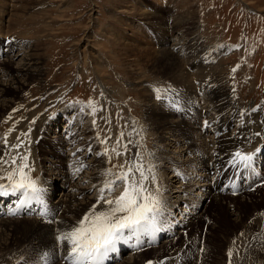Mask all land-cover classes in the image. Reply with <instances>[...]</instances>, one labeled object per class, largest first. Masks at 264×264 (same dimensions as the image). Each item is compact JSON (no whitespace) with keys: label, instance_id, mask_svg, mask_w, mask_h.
Segmentation results:
<instances>
[{"label":"rangeland","instance_id":"1","mask_svg":"<svg viewBox=\"0 0 264 264\" xmlns=\"http://www.w3.org/2000/svg\"><path fill=\"white\" fill-rule=\"evenodd\" d=\"M115 1L68 0L67 9L61 0H2L3 3L0 4V6L4 7V11L6 9L9 12V15L14 12L13 8L15 9V6H18L17 11L21 13V10H24V19H29L30 24L38 21L39 24L44 21L46 23L47 21L51 22L52 20L56 22V25L52 28L53 35L51 38L48 36L41 39L47 44L42 51L44 59L42 72L44 74L40 77V80L29 86L17 97V101H14L15 104L13 103L6 108L5 111L7 112H0V121L2 120L0 123H4V126H2L4 129L0 132V137H3L10 128L14 127V131L8 136L10 144L17 142L16 137L21 132L27 133L31 129L32 133L30 132L26 139L21 138L25 139L21 152L27 151L29 155L28 163L32 169L30 173L32 179L36 180L46 190L44 198L48 210L49 208L56 209V213L53 214L52 218L54 221L59 220L61 212L65 210V206L70 209L78 206L82 212L84 210L81 214L83 216L97 203L98 192L96 188L100 186L104 179L102 176L103 171L112 168L115 164L122 163L124 157L117 158L112 152H109L108 155H97L96 152L103 153L105 148L111 149L116 146L115 141L121 131L125 132V140L130 138L133 141V144L129 145V154L138 151L146 165L155 156L156 176L162 190V200L167 199L174 202L175 197H178V195L183 197L185 193H181L182 187L187 188L186 192L189 193V197H193L199 194L198 190L203 188L204 185L212 183L217 172L220 169L227 168L223 167L227 160L220 163V165H224L219 167V170L212 168L207 172H200V169H195V166L201 157L208 159L206 151L213 150L220 139L226 137L228 139L236 138V133L240 135V140H238L240 145L238 146H241L240 150L245 153L254 150V146L263 138L259 146L261 150L260 157H262V165L264 166V135H255V133L264 134V0H187L186 3H184V0L182 2L180 0H166L165 2L163 0H135V4L140 5L145 10V17L153 14V12H164L163 15L165 14V17H163L162 14L155 13L158 17L152 20H146L143 16L142 18L145 20L143 19V24L138 27L142 33L140 38L146 36L150 41L158 42V46L161 45L159 49L163 51L169 52L170 48L174 47L175 57L184 64V67L190 64L191 59L195 56H198V59L203 57L205 60V66L203 65L200 69V73L204 76L202 79L205 82L197 80L191 81L190 84L188 82L189 90L186 96L190 100L188 101L189 105H193V107L187 105L189 110L185 109L187 135L175 132L174 136H171L173 134L165 129H160L157 134L152 133V130L150 131L143 123L147 124L146 117L148 119L149 110H154L155 113L159 109L160 111L166 110L163 102H160V99H156L154 88L171 85L173 89L180 83L179 80L181 79L179 77L181 74L176 72L166 74L164 71L165 74H163L160 72L161 69H156L151 63L148 62V64L141 59L143 66L137 72V81L135 80V83L132 84L131 80L133 79L127 78L128 75L125 74L127 69L118 55V53H122L119 49L120 46H123L124 41H121V44L113 40L109 43L108 36L104 31V29L109 28L108 26L113 20L112 16H120L116 14L120 10L115 8ZM171 3L175 6H172ZM183 3L184 6L189 7L188 11L192 15L191 17L186 16L189 14V12H186V15L182 14L180 17L188 18L190 21V37H183L184 34L177 33L166 40V36L164 38L162 31L156 30L154 33L151 28L152 25H149L148 22L159 23L161 17H163L166 22L172 23V20L181 14V9L184 6L182 5L181 9L179 6ZM153 4L157 8L154 7L152 9ZM23 5L25 6L24 8ZM31 13H33V16H30ZM8 14H0V21H3L6 26L11 24ZM124 16L126 17L127 15ZM118 27L122 28L120 25ZM8 34L16 35L17 37V29L12 27ZM3 37L6 39L8 36L4 35ZM100 37L101 40L99 42ZM133 37L131 39L130 37L127 38L126 41L136 44V36ZM28 38L29 36L19 37V39L34 42V40ZM140 38L138 41L143 42V39L140 40ZM174 38L175 40H173ZM88 39L91 42V49L96 55L92 56V58L88 55L89 60L86 63L84 59L78 56L77 51L86 49ZM141 42H139V49L143 47ZM11 43L14 44V42H10V45H12ZM195 45H198L199 49L196 50L194 48ZM74 46L77 47L75 48ZM112 48H114V51H112ZM111 54H113L114 58L112 63L106 58L109 55L111 56ZM128 54L131 55V53ZM135 54H137V51H135ZM130 55L129 60L135 59ZM94 61H96V65L99 64L100 72L98 74L91 71V63L93 64ZM233 68H236L235 72L232 71ZM205 70L206 72H204ZM204 84H209L211 88L217 87L220 94L224 95L229 103L228 107L232 112L227 117L222 115L223 119L220 121L224 126L232 118L225 130L211 131V127H208V125L217 127L220 124L215 117L216 113L211 110L210 102L206 98H202L200 88L201 86L204 87ZM89 100L95 102L98 107L103 108V111H97L95 116L90 114V110L87 107ZM153 102L156 104H153ZM180 107L183 108V105L180 104ZM13 109H17V111L14 112ZM81 109L83 110L81 111ZM179 109L181 112L182 109ZM233 112L235 118L232 117ZM78 114L82 117L81 130H83V135L80 134L83 139L82 142L85 144L90 139L95 144L94 148H96L93 149L94 153L91 154V157L89 156L85 160L83 158L89 151L85 146L83 147L82 142L77 145L74 153L79 154L75 155L74 158L83 159L80 161L83 164V169L76 178L71 180L72 187L64 191L62 189L64 183L62 175L66 173V170L62 169V175L57 178L52 175L50 171L53 166L45 158L46 150L53 149L59 158H64V155L65 157L68 155L66 153L67 148L63 150L60 140L57 141L55 138L60 137V135L63 137L69 124H72L71 127H76L75 129L80 127L78 123H75L78 120ZM9 115H11L10 120L7 119ZM93 119L96 120L95 126H93ZM33 121L35 122L33 123ZM169 121L171 124H178L180 120L175 118L169 119ZM205 121H209L207 126H205ZM127 128L132 131L130 137L128 135L130 130ZM150 129L152 128L150 127ZM68 130H70V126ZM97 134H99L101 140L106 136H111L112 139L107 144H102L97 139ZM244 134L245 136L243 137ZM36 136L40 138L38 141H36L38 139ZM0 146L3 147V144H0ZM119 147L123 150V142H121ZM149 153L152 154V157L149 156ZM109 156L111 157L110 163ZM95 158L96 160L92 162ZM211 159L213 162V156ZM59 163L65 168L66 160L60 159ZM171 167L176 168L175 172ZM112 170L113 172L118 171L116 168H112ZM245 171V169L242 170L241 168L231 169L228 170L227 177L234 181ZM178 173H180V180L178 181L181 184H177L178 178H175ZM0 182L6 183L7 181ZM186 182L187 185L185 184ZM53 184L54 187L52 186ZM256 190L253 189L254 192L251 190L249 195L245 196L244 202H241L239 198H235L233 195L226 199L221 198L217 203L211 202L208 211L202 214L204 218L202 219L201 216L196 221L197 223L202 219L201 222L195 224L194 228L182 225L181 230L177 233L178 235H172V238L175 237V241L168 246L162 245L165 239L169 240L166 236L163 237V232L166 231L164 226L167 224L170 226L171 223H175L176 220L180 219L184 210L188 209V206L179 205L174 213H169L165 207V211L159 220L161 230L154 233L158 235V240L152 237L146 238L145 241L149 240L150 242H148L151 245H143V241L140 242V238L143 235L149 236V234H142L139 239L130 237L123 240L124 242L121 241V246L126 251L121 254L122 258H126L123 264H127L126 261L129 257L126 256L133 254L132 251L135 252L139 250L138 248L141 249L143 255L137 257L138 259H131V262L147 264L148 261L154 262L161 259V257L163 258L164 255L172 253L170 256L174 257L172 259L174 264H180L181 260L189 264L194 257V247L199 243L204 248L205 253L202 252L203 255L199 254L198 264H225V262L228 264L226 252L229 247H233L234 253L236 248H239V255L234 254L233 264H237L241 260L242 262L246 261L244 259L245 252L250 253L251 258L255 260L254 264H264V251L254 249L253 247L255 246H252L253 241L251 239L253 235L256 236L258 233L257 227H251L252 223L264 224V217H253L264 211V190ZM118 194L119 192L117 191L115 195ZM69 198L71 199L70 201L74 198L77 200L80 198L82 199L81 203L85 205L83 206L80 202L75 204L71 202L73 205H70L68 204ZM101 204L97 206V210H103L104 206L102 207L103 204ZM230 206L238 209L240 215H237L239 223L237 221H235L237 223H233L232 219L234 220L235 216L231 217L230 213L226 211ZM9 209H15L14 198L0 197V213L5 214ZM203 210L204 207L200 212H203ZM39 212V206L33 204L31 208L22 209L21 215L11 216L10 219L21 218V223L18 222L17 225L23 228L24 225L31 223L32 219L39 218ZM7 216V214L1 215L0 218H7ZM256 218H259L258 221ZM168 220L171 222L168 223ZM75 224L76 222L73 220L72 225ZM241 232L244 233L243 237L239 236ZM262 232L264 234V231ZM234 239L237 240L236 245L232 243ZM260 239L261 237H259ZM153 240L154 242H152ZM248 243H252L251 248L245 249L244 245ZM29 245H31V249L36 246L34 242L33 244L29 243ZM156 248H161V252L158 253ZM254 251L256 255L252 254ZM63 255L64 253L56 255L54 257L55 260L53 258L49 264H65L64 260H62ZM39 257L35 252H27L22 257L18 256L15 264L19 260H22L24 264L30 262L34 264L42 262L40 264H43L42 259L40 261ZM114 258L115 256L113 255ZM176 259L177 262H175ZM166 263L168 264L167 261L164 264Z\"/></svg>","mask_w":264,"mask_h":264},{"label":"bare ground","instance_id":"2","mask_svg":"<svg viewBox=\"0 0 264 264\" xmlns=\"http://www.w3.org/2000/svg\"><path fill=\"white\" fill-rule=\"evenodd\" d=\"M61 1H62V3H64L63 5L66 6V9H67L68 0H61ZM156 1H158V0H156ZM163 1L165 2L166 0H163ZM182 1L183 0H180V2H182ZM186 1L187 0H184V3H186ZM113 2H114V0H113ZM2 3H3L2 0H0V4H2ZM184 3L181 4V6H179L180 9L182 8V5L184 6ZM175 4H176V2H175ZM115 6H116L115 8H117V10H120L119 12H116V14L120 15V16L114 17L111 15L113 20L111 21L110 26H108L110 29L106 28V29H104V31L106 32V34L108 36L107 38L109 40H111V41L108 40L109 43L112 42V40L114 42H118L120 44L122 43L121 41H124L123 46L122 47L120 46V49H119L122 53H120V54L118 53V55L121 57V59H122L121 61L127 69V71H125L126 72L125 74L128 75L127 78L134 80V82H133V80H131L132 84L135 83V80L138 78L137 72L140 70L139 68L141 66H143V64L141 63V59H143L146 63H148V62L151 63V65H153L156 69H161L160 72L163 74H165V73L169 74L172 72H176V73L181 74V75L179 74L180 75L179 78L181 79V80H179L180 83L176 87L173 88V90H174L173 94L178 96L180 104L183 105V108L180 107L182 109L181 112H180V109L177 110L170 103V101L172 99L171 96L164 97V98L160 99V102H163V105L166 107V110L160 111V109H159V111L156 113L154 110H149L148 111V119L146 117V123L148 125L147 124L145 125V123H143L144 126H147L150 131L152 130L151 131L152 133H156V134H157V132L160 131V129H165V130H168L169 132H171L173 134L171 136H174L175 132L178 134H181V135H187L186 134L187 133V125H185V122H186L185 119H187V116L185 115V113H186L185 109L189 110L188 106L193 107V105H189L190 103L188 101H190V100L186 96V94L189 90L188 89V82H189V84L191 83V81H194V80H197L200 82H205V80L202 79L204 77L203 74L200 73V69L205 64L204 63L205 60L203 59V57H199V59H198V56H195L193 59H191L190 64H187L184 67V64L181 63L177 57H175L176 55L173 52L174 47L170 48L171 50L169 52L165 51V50L163 51V50L159 49L161 47V45L158 46L159 45L158 42L156 43L153 40L150 41L148 39V37H146V36L145 37L142 36V38H140L142 33H141V30L139 31L138 27L140 26V24L141 25L143 24L142 21L144 18H142V17L143 16L145 17V15H144L145 10H143L142 7H140V5L135 4V0H116ZM172 6H175V5L172 4ZM24 7L25 6L23 5V8ZM154 7H156V5L153 4L151 8L153 9ZM18 8H19L18 6H15V9L13 8L14 12H12L11 15H9L8 14L9 12L6 9L4 11V7L0 6V14H4V15L8 14L10 16V21H11V24L8 26L4 25L3 21H0V112H4L6 110V108H8L9 106H11L14 103V101H17V97H19V95L21 93H23L29 86L33 85L38 80H40V77L44 74L42 72V66L44 64L42 51L44 49V46H47V44L45 42L41 41V39H44L45 37H48V36H50V38H51V36L53 35L52 28L54 25H56L55 24L56 22L54 20H52L51 22L47 21V23H46V21H44V22L39 24V21H38V22H33V24H30L29 19H24V10H21L22 12L19 13L17 11ZM181 10H182L181 14H179L174 20H172L173 21V22L171 21L172 23L165 21V19L163 18V17H165V14L163 15L164 12L163 13L162 12H153V14H151V15L148 13L149 15H147L145 17V19L146 20H152L155 17H158V16H156V14H162L163 17H161L159 23H152L151 21H149V22L147 21V22L149 25H152L151 28H152L154 33L156 30L162 31L164 33L163 34L164 38L166 36V40L168 39V37H173V35L177 34V33H179L181 35L184 34L183 37H185V36L190 37V34H189L190 29H191L190 21L188 20V18H185V17L180 18L182 14L186 15V12H189L188 11L189 7H187L185 5ZM34 13H36V12H34ZM124 15H127V16L125 17ZM30 16H33V13H31ZM166 16H168V15H166ZM186 16L191 17L192 15H190V12H189V14H187ZM33 20H35V19H33ZM156 22H158V21H156ZM119 25L122 26V28H119L118 27ZM12 27H15L17 29V37L18 38L16 37V35L8 34V32L10 31V29ZM125 34H126V36H125ZM4 35H7L8 37L5 39L3 37ZM23 35L29 36L28 39H32V40H34V42L29 41V40L19 39V37H24ZM128 36L130 37V39L134 38L133 36H136V41H135L136 44L127 42L126 39L129 38ZM139 38H140V40L143 39V42L138 41ZM100 40H101V37L99 39V42H100ZM154 40H155V38H154ZM173 40H175V38ZM5 41H7V43H5ZM10 42H14V44L11 43L12 45H10ZM47 42H49V41H47ZM106 42H107V40H106ZM139 42L143 43V47L141 48L142 50L139 49V47H140ZM91 48H92V46H91V42L89 40L86 43V49H83V51L82 50L77 51L78 56H80L81 59H84L86 63L89 60L87 57L88 55L91 58H92V56L94 57V55H96L93 53V49H91ZM194 48L197 50V49H199V46L195 45ZM113 49L114 48H112V51H114ZM135 51H137V54H135ZM112 53L114 54V52H112ZM128 53H131V55L135 59L129 60L128 58H129L130 54H128ZM113 54H111V56L109 55V57L105 56L107 59H109L111 61V63L113 62V59H114ZM74 59H75V57H74ZM98 65H96V61H94L93 64L91 63V66H92L91 71L97 72V74H98L100 72V68H98L99 67ZM87 67H89V66L87 65ZM189 71H191L190 72L191 74L189 73ZM207 71H208V69H207ZM204 72H206V70ZM175 83H176V81H175ZM209 84H204V87L201 86L200 92L202 93V98L204 97V98H206L207 101L210 102L211 110L214 113H216L215 117L217 118V122L220 125H218L217 127L208 125V127H211L210 128L211 131H219L220 129L225 130L227 128L228 123H230L232 121V118H230L227 121V124L223 126V123L220 122L221 119H223L222 115L223 116L225 115L227 117V115H229L232 112V110H229V107H228L229 103H228L227 99L225 98V96L220 94L217 87L211 88V87H209ZM135 88H136V86H135ZM199 95H201V94H199ZM140 96H142V95L140 94ZM154 103L155 102H153V104ZM5 112H7V111H5ZM194 116H195V114H194ZM77 117H78V120H76L75 123H78V125H80V127L75 129L76 127H74V126L71 127L72 124H69L68 127L70 126V130H68V127H67L63 137L60 135L61 138L60 137L55 138L57 141L60 140L61 147L63 148V150H66V148H67L66 153L68 155L66 157L64 155V158H59L53 149H50L49 151L46 150V157L45 158L47 159V162L51 163L53 166V169L50 171V173L52 175L56 176V178H57V177L62 175L61 174L62 169L66 170V173H64V175H62V179H64L62 189L64 191H66L67 188L72 187L71 186V183H72L71 180L73 178H76L79 175L80 171H77L76 169L81 164L80 161H82L83 159L87 160V158H89V156L91 157V154L94 153L93 149L96 148V147L94 148L95 144L90 139L87 140L85 144L82 142L83 139L80 136V134L83 133V130H81V118L82 117H80L79 114L77 115ZM232 117L235 118L234 112L232 113ZM175 118L180 120L179 123L178 124H171L169 119H175ZM207 123H209V121H207ZM221 124H222V126H221ZM2 126H4L3 122H2V124L0 123V132L4 129V128H2ZM150 127L152 129H150ZM71 129H72V131H71ZM128 130H130V129H128ZM74 132H75V134H74ZM129 133L130 134H128V133L127 134L130 137L132 134V131L130 130ZM235 135H236V138H233V139H228L227 137L220 139L219 143L214 146L215 148L213 150H207L206 151V157L208 159L201 157L200 161L195 166V169L196 168L200 169V172H207V171L211 170L212 168H214V169L216 168L217 170H219L220 169L219 167L224 165V164L220 165V163H222L224 160H228L230 158L229 157L230 153H232L236 150H240V148H241V146H238V145H240V142L238 141V140H240V135L238 133H236ZM244 136H245V134L243 135V137ZM36 138H38V137L36 136ZM254 138H256V137H254ZM39 139L40 138H38L36 141H38ZM245 140H246V138H245ZM262 141H263V138H262V140H260L258 142V144H256V146H254L255 147L254 150L249 152V153H252V152L255 153L254 163H257V164L256 165L253 164V169L251 171L246 170L243 174H241L239 176V178H237V180L232 181L231 179H229L227 177L228 173H229L228 169H226L225 171H223V169H220L219 175L216 178L214 184L204 185L203 188L198 190L199 194H196L193 197H189V195H188L189 193L186 192L187 188L182 187V186H185V185H182V186H180L183 188V189H181L182 190L181 193H183V194L185 193L183 197H180V195H178V197H175L174 202H171L167 199H165V200L163 199L165 207L168 209L169 213H174L179 205L188 206V209L186 211L184 210L183 215L180 219L176 220L175 223H171L170 226L168 224L166 226H164V229L166 231L163 232L164 233L163 237L166 236V238H168L169 240L167 241V239H165L162 242L163 246H168L170 243L175 241L174 240L175 237L172 238V235L179 233L178 231L181 230L182 225L192 226L194 228L195 224L201 222V220L204 218V215H202V214H204L208 211V207L211 204V202L217 203V202H219V200L221 198L226 199V198H229V196H231V195H233L235 198H239V200L242 202L244 200L245 196L249 195V192L251 190H252V192H254L253 189H255V190L256 189H259V190L263 189L264 190V166L262 165L261 158H259L261 156V153L255 152V150L257 148L260 149L259 145ZM81 142L83 143V147L85 146V148H87V149L90 145L91 151H89L88 154H86L83 159H79V157L74 158L75 155L77 156L79 154V153H74L75 152L74 150L77 147V145L80 144ZM95 143H97V142H95ZM0 144H3V143H0ZM99 145H100V143H99ZM191 146H189V147H191ZM1 148H3V147L0 146V154H2ZM158 153H157V157H158ZM96 154H97V152H96ZM38 155H40V154H38ZM129 155L131 156V154H129ZM212 156H213V162L211 159ZM60 159L66 160L65 168L60 165V163H59ZM95 160H96V158L92 162H94ZM171 168H173V167H171ZM257 168L260 169V172L257 175L258 181L254 182L252 175H254L257 172ZM98 169H99V167H98ZM175 169H174V172H175ZM241 169L243 170V168H241ZM195 171H197V170H195ZM47 172H49V171H47ZM179 175H180V173L175 175V178H178L177 184H181L180 181H178V180H180ZM204 177H205V175H204ZM158 183H159V181H158ZM185 184L187 185V182ZM233 185L235 187H232ZM52 186L54 187V184ZM187 191L189 192V190H187ZM234 191L236 194H233ZM80 198H79V200L74 198L72 201H70L71 199L69 198L68 204L73 205L76 202L81 203L82 199H80ZM220 203H221V201H220ZM77 204H79V203H77ZM102 207H103V205H102ZM203 207H204L203 212H200ZM100 209H102V208H100ZM13 210H15V209H13ZM28 211H29V209H28ZM226 211H228L230 213L229 215L231 217L235 216V219L234 220L232 219V221H234L233 223H237V222L239 223L240 222L238 220L239 217H237V215H239L237 208L230 206L229 208H227ZM48 212H49V215L47 217H42L41 215H39V218L32 219L31 223L27 222L28 224L26 223L27 225L26 226L24 225L23 228H21L17 225L18 222L21 223V220H20L21 218L10 219L11 216H9V218H8V216H7V218L6 217L2 218V219L0 218V264H3L4 262H5V264H15V262L18 259V256L22 257V255H26L27 252L37 253V255L40 256L39 257L40 261H41L42 254L44 252L49 253V260H48V264H49V262L56 255H62L65 252V249L63 247L58 248L57 244H56L55 237L58 234V230L69 229L71 226H73L72 225L73 220H74V222L77 223L79 220V217H82L81 214L84 212V210L82 212V210H80L78 206H75L72 209L67 208L65 206V210L61 212V216H60L59 220L55 221L54 223H49L48 221L52 220L53 214L56 213V209H54V208L50 209L49 208ZM6 213L7 212H5V214H3L1 212L0 217H1V215L2 216L6 215ZM19 215H21V211L18 214V216ZM201 216H202V219H200V221L196 223V221ZM256 216L260 218L259 214L254 215L253 217H256ZM259 218H256L257 221ZM235 221H237V222H235ZM169 222H171V221L168 220V223ZM251 227H254V228L257 227L258 228V230L256 229L258 231V233L256 232L257 233L256 234L257 240L253 241V244L251 243L252 246L253 245L255 246L253 248L258 250V251H264V249L260 248V243H259L260 240H264V237H263L264 234L262 232V231H264V224L262 225L258 222H253ZM140 236H139V238H140ZM179 236H180V234H179ZM150 237L154 238L155 240L159 239L158 235L149 234V236L143 235L142 238H140V242L143 241V245H145V244L151 245L149 243L150 242L149 240H148L149 242L145 241L146 238H150ZM259 237H261L260 240H259ZM136 241H137V239H136ZM33 242L36 244V246L32 247V249H31V245H29V243L33 244ZM152 242H154V240ZM248 242H250V241L248 240ZM196 244H197V242H196ZM200 247H201L200 243L195 245L194 250H193V254H194L193 256L194 257L190 260L189 264H198L199 263L198 262L199 261V254L203 255V253L201 251H199ZM138 249L139 250H136L135 252L132 251L133 254L131 253L129 256H126V257H129L126 261L127 264H137L136 262H131V259L134 260L137 257H140L143 255V252H141V249L140 248H138ZM161 250H162L161 248H156V251L158 253H160ZM123 252H126V251L122 248L121 242H119L116 246V250L113 253H110L109 257L105 260V264H116V263L117 264H123V263H125L124 260L126 258H122L123 256L121 255V254H123ZM170 254H172V253H169L168 255H164L163 258L161 257V259L154 261L153 264H161V262H162V264H164L166 261L168 262V264H174L173 260H172L174 257H171ZM252 254L256 255V252L254 251V252H252ZM258 254L259 253L257 252V256H258ZM113 255L115 256L114 259H113ZM224 259H226V258H224ZM244 259L246 261L242 262V260H241V261H238L237 264H254L255 260H253L251 258L250 253L245 252L244 253ZM54 260H55V258H54ZM62 260H60V261H62ZM171 261H172V263H170ZM36 262H39V261H36ZM175 262H177V259L175 260ZM40 263H42V262H39V264ZM16 264H24V263L22 260H19ZM28 264H34V263L30 262ZM180 264H186V263L181 260ZM215 264H217V263H215ZM225 264H226V262H225Z\"/></svg>","mask_w":264,"mask_h":264},{"label":"snow or ice","instance_id":"3","mask_svg":"<svg viewBox=\"0 0 264 264\" xmlns=\"http://www.w3.org/2000/svg\"><path fill=\"white\" fill-rule=\"evenodd\" d=\"M232 71L235 72L236 68H233ZM154 92L158 100L171 96L170 103L179 110L180 102L178 96L173 94L174 90L171 85L156 87ZM87 107L93 116L97 111H103V108L98 107L92 100L87 102ZM13 111L15 112L17 109H13ZM7 119L10 120L11 115ZM95 125L96 120L93 119V126ZM205 126H207V121H205ZM12 131H14V127L10 128L3 137H0V141L3 143L2 154H0V181H7L6 183L0 182V197H12L15 201V210L9 209L6 214L15 217L22 209L31 208L33 204H36L40 208L38 215L47 217L49 212L44 198L46 190L32 179L30 175L32 169L28 163L29 155L27 151L21 152L31 129L27 133L21 132L16 137L15 144L8 142V136ZM255 135L264 134L255 133ZM22 137L25 139H21ZM97 139L102 144H107L112 137L106 136L101 140L97 134ZM121 142H123V150L119 147ZM130 144H133V141L130 138L125 140V133L121 131L115 141L116 146L111 149L105 148L103 153H97V155H108L109 152H112L117 158L123 156L124 160L122 163L112 166L118 171L113 172L112 168L103 171L104 179L96 188L97 203L75 225L67 230H58L55 240L58 248L65 249L62 257L65 264H105V260L110 253L116 250L119 242L130 237L139 239L141 234H154L161 230L159 220L165 211V204L161 198L162 190L157 181L154 157L147 165L138 151L132 153L129 158ZM87 150L91 151L90 145ZM260 151L259 148L255 150L256 153ZM149 156L152 157V154L149 153ZM254 156L255 153L236 150L229 154L230 158L225 162L224 167L233 170L243 168L251 171ZM110 162L111 157L109 156ZM82 169L83 164H80L76 170L81 171ZM117 191L119 194L115 195ZM233 194H236L235 191ZM101 202L104 206L103 210H97V206ZM259 215L264 217V212ZM48 222L54 223L55 221L49 220ZM239 236L243 237L244 233L241 232ZM251 239L256 241L257 236H253ZM232 243L236 245L237 240L234 239ZM259 243L260 248L264 249V240H260ZM244 247L249 249L251 244H245ZM200 251L203 252L204 248L201 247ZM234 254L239 255V248H236L234 253L233 247H229L226 252L228 264H233ZM41 259L43 264H48L49 253L44 252ZM147 264H153V262L148 261Z\"/></svg>","mask_w":264,"mask_h":264}]
</instances>
